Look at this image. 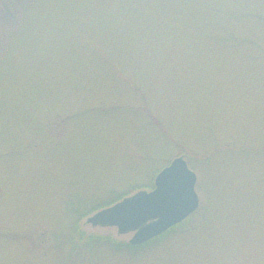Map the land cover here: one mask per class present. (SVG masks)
<instances>
[{"label":"rangeland","instance_id":"1","mask_svg":"<svg viewBox=\"0 0 264 264\" xmlns=\"http://www.w3.org/2000/svg\"><path fill=\"white\" fill-rule=\"evenodd\" d=\"M177 156L173 232L86 223ZM0 264H264V0H0Z\"/></svg>","mask_w":264,"mask_h":264},{"label":"water","instance_id":"2","mask_svg":"<svg viewBox=\"0 0 264 264\" xmlns=\"http://www.w3.org/2000/svg\"><path fill=\"white\" fill-rule=\"evenodd\" d=\"M196 175L183 157L174 158L154 178L153 189L138 191L86 219L93 227H115L132 232L128 244L140 247L163 235L193 214L199 199Z\"/></svg>","mask_w":264,"mask_h":264},{"label":"trees","instance_id":"3","mask_svg":"<svg viewBox=\"0 0 264 264\" xmlns=\"http://www.w3.org/2000/svg\"><path fill=\"white\" fill-rule=\"evenodd\" d=\"M152 187H153V185L149 189H151ZM132 193H133V190L130 189L128 191L123 192L122 194H118V195L114 194L115 197H113L112 199L107 200V201H105V202H103V203H101L99 205H96L90 211H92V210L97 211V210L109 207V206L113 205L114 203H116L117 201H119V200H121V199H123L125 197L130 196ZM184 222L185 221H183L182 223L176 225L175 227H173L172 229H170L169 231H167L163 235L159 236L158 238H155V239L151 240L149 243H147V244H145L143 246L134 247V246L129 245L128 243H126V244L118 243V244H116L117 248H119V251H121V252L132 253V252H134V251H136V250H138V249H140V248H142V247H144L146 245H150L151 243H154L156 241L158 242V241L162 240L164 236H166L169 233L173 232L177 227L181 226ZM86 238H87L86 240L79 239V241L91 244L93 242L92 240L98 239V238H101V237L88 236ZM103 240H105V239H103Z\"/></svg>","mask_w":264,"mask_h":264}]
</instances>
